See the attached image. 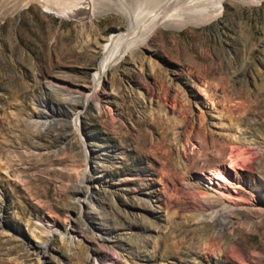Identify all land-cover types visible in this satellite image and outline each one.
I'll return each mask as SVG.
<instances>
[{
    "label": "rangeland",
    "instance_id": "1",
    "mask_svg": "<svg viewBox=\"0 0 264 264\" xmlns=\"http://www.w3.org/2000/svg\"><path fill=\"white\" fill-rule=\"evenodd\" d=\"M73 1L0 0V264H242L237 243L264 264V214L187 190L236 158L264 208V1L140 42L115 1L141 18L155 0Z\"/></svg>",
    "mask_w": 264,
    "mask_h": 264
},
{
    "label": "bare ground",
    "instance_id": "2",
    "mask_svg": "<svg viewBox=\"0 0 264 264\" xmlns=\"http://www.w3.org/2000/svg\"><path fill=\"white\" fill-rule=\"evenodd\" d=\"M77 1L78 0H74L70 5H65L61 7L59 10H61V12H70L73 6L78 4ZM224 1L225 0H155L149 6H146L142 9L143 17L141 18L135 17V14L134 15L132 14V12H134L133 10L135 9H132V11L129 10L124 3L115 1V4L119 7L121 11H123L125 14L129 16L130 18L129 20L131 23L130 28L132 30L131 33H133L134 30L133 27L136 28L137 25L141 23V21L142 23L145 24L148 23L144 31L139 33V36L136 37L133 36L136 39V41L140 42L146 39L153 32V30L156 29L161 24L182 26L187 23L202 24L205 21L212 20L213 18H215L216 16L222 13L224 9ZM237 1L241 3H245L247 5H252V4H259L264 0H237ZM128 38H129L128 34H124L122 36L117 35L116 37H114V41H116L118 45H121ZM112 56L113 55L109 51L103 61L100 77H103L104 74L109 69V66L111 65L112 62L110 61ZM44 113H45L44 111L43 112L41 111L37 116L41 118L43 117V115H45ZM40 118H35L34 120L40 121ZM51 148L49 149L47 145H44L40 142H33L32 144L33 152H35L38 155L49 154L51 152ZM235 159L236 158H231L229 165L220 164L216 166L214 169L211 170V173L209 174L202 173L195 179L196 181L194 182V184L192 183L193 185L190 186V188L188 187L187 190L188 191L191 190L195 195V201H196L195 210L202 212L209 211V213L211 212L213 214V212L222 213V211L229 212L231 210L240 209V210L256 211L260 215L264 214V208L261 207L260 205L255 204L252 206L250 201L249 203H246V201H244L245 198L242 194L241 186L239 185V183L236 184L232 180V170L238 167V163H239V162L237 163V161L239 160L236 161ZM240 167H242L241 164ZM76 173L81 175L79 171H77ZM79 189L80 188H77V191ZM52 224L54 227L51 228V231L55 233V230L58 227L57 220L56 221L54 220ZM72 235H73L71 236L72 239L75 240L76 235L74 234ZM237 244L235 245L233 244L232 246L230 244V246L238 256L239 262H241L242 264H259L257 261H248L245 258L246 255L244 254L242 247H240ZM114 251H116V249ZM120 259H121L120 254L110 253L108 258L104 260L105 262H103V264H119Z\"/></svg>",
    "mask_w": 264,
    "mask_h": 264
}]
</instances>
